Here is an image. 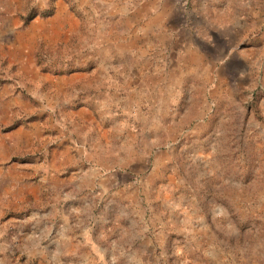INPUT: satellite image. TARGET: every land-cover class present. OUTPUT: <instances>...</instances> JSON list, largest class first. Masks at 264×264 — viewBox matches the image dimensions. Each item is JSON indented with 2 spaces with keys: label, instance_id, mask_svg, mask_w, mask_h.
Wrapping results in <instances>:
<instances>
[{
  "label": "rangeland",
  "instance_id": "obj_1",
  "mask_svg": "<svg viewBox=\"0 0 264 264\" xmlns=\"http://www.w3.org/2000/svg\"><path fill=\"white\" fill-rule=\"evenodd\" d=\"M142 1L0 0V264H264V49L238 88Z\"/></svg>",
  "mask_w": 264,
  "mask_h": 264
},
{
  "label": "crops",
  "instance_id": "obj_2",
  "mask_svg": "<svg viewBox=\"0 0 264 264\" xmlns=\"http://www.w3.org/2000/svg\"><path fill=\"white\" fill-rule=\"evenodd\" d=\"M169 5L170 3L164 0H143L140 8L125 19L132 25L131 30H125L129 41H134L132 43L137 46L146 44L150 38L159 39L160 31L164 29L167 37L174 39L177 50L185 49L186 42L189 43L190 40L192 44L197 45L204 60L215 62L221 79L238 88L243 86L258 60L256 56L264 49V25L260 27V22L264 21V0H195L191 5L189 17L199 26L208 21L214 29V41L208 44H202V41L197 39L200 36L199 31L191 34L193 39L186 35L185 30L179 33L181 29L178 27V21L186 15L180 16L181 11ZM153 42L152 40V44ZM235 46H239L236 51ZM180 53L182 51L176 53V61L179 60ZM60 255L65 256V261H73L75 257L78 261L90 262V256L86 253H43L37 256L47 259L46 263L40 260L39 264H54L48 261L60 260Z\"/></svg>",
  "mask_w": 264,
  "mask_h": 264
}]
</instances>
